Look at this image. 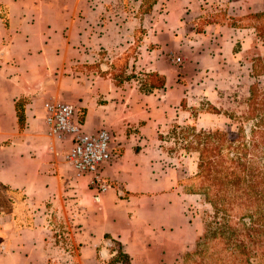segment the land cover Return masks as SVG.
<instances>
[{"label": "crops", "instance_id": "1", "mask_svg": "<svg viewBox=\"0 0 264 264\" xmlns=\"http://www.w3.org/2000/svg\"><path fill=\"white\" fill-rule=\"evenodd\" d=\"M165 5L155 38L161 48L168 42L175 53L182 42L193 45L186 53L192 52L203 71L211 63L209 41L228 40L230 52L222 28L205 27L186 37L184 2ZM101 9L97 0H0V185L21 192L25 201L55 203V149L68 142L48 136L42 105L69 104L83 131H109L113 155L101 170L109 189L99 203L82 202L85 178L75 179L74 190L66 188L63 205L76 204L67 234L76 247L75 264H182L200 234L192 219L200 196L183 192L180 169L153 176L152 162L158 158L156 132L175 118L189 87L173 59L155 56L151 67L163 86L136 103L131 95L120 96L108 74L81 67L94 65L103 51L111 55L113 35L97 21ZM12 232L13 243L0 245V263L53 264L42 229Z\"/></svg>", "mask_w": 264, "mask_h": 264}, {"label": "rangeland", "instance_id": "2", "mask_svg": "<svg viewBox=\"0 0 264 264\" xmlns=\"http://www.w3.org/2000/svg\"><path fill=\"white\" fill-rule=\"evenodd\" d=\"M170 1L173 0H97L102 5L98 24L104 32L109 31L111 37L113 35L110 39L111 55L103 51L94 65L90 63L81 67L96 68L101 75L108 74L119 89L120 96L131 95L137 103L143 96L155 95L160 88L158 85L162 80L152 70V58H180V63L173 66L189 89L175 118L156 132L154 146H157L158 158L152 162V167L155 166L152 175L163 177L166 175L164 170L180 169L184 173L180 182L182 185L189 183L194 172L195 155L181 148V131L187 139H190L193 130L219 131L234 137L241 128L247 140L251 126V122L246 120L248 89L252 83L258 87L264 85V64L263 74L259 77L254 78L251 72L252 62L264 58V35L258 32L264 27V18H258L264 12V0H182L187 18L186 37L192 38L189 34L201 33L205 27H215L222 28L220 37L224 35L230 39L229 53L225 52L228 40L224 45L217 40L209 41L206 48L212 56L205 71L196 68L192 52L186 53V50L192 51L193 45L182 42L174 53L168 42L161 48L155 39L159 33V15L167 6L165 3ZM217 54L221 57L218 62ZM76 118L79 124L78 114ZM66 148L67 145H62L55 149L60 169L55 172L57 176L54 180L58 187L54 204L49 201L39 204L25 201L21 192L0 185V245L13 243L12 231L15 229H42L49 261L53 264H75L76 247L67 234L73 226L75 211H72L76 204L63 205V202L66 188L74 190L73 182L77 178L62 158ZM59 179L63 180L62 184ZM66 198L73 200L74 197L66 195ZM81 200L97 204L92 201L89 191L86 196H81ZM199 200L192 219L200 226L201 232L203 222L207 220L205 216L210 215V207L202 197ZM32 260L37 263L35 257Z\"/></svg>", "mask_w": 264, "mask_h": 264}, {"label": "trees", "instance_id": "3", "mask_svg": "<svg viewBox=\"0 0 264 264\" xmlns=\"http://www.w3.org/2000/svg\"><path fill=\"white\" fill-rule=\"evenodd\" d=\"M258 32L264 35V27ZM262 64L264 58L252 62L254 78L263 74ZM246 110L247 140L241 128L234 137L193 130L187 139L179 133L181 148L195 155L194 172L182 190L210 207L182 264H264V85L251 84Z\"/></svg>", "mask_w": 264, "mask_h": 264}, {"label": "built area", "instance_id": "4", "mask_svg": "<svg viewBox=\"0 0 264 264\" xmlns=\"http://www.w3.org/2000/svg\"><path fill=\"white\" fill-rule=\"evenodd\" d=\"M178 65L180 58H173ZM48 136L56 142H68L63 160L74 178H85L94 203L109 189L101 170L112 159L111 135L106 129L85 132L76 119L75 109L65 103L47 100L42 105Z\"/></svg>", "mask_w": 264, "mask_h": 264}]
</instances>
